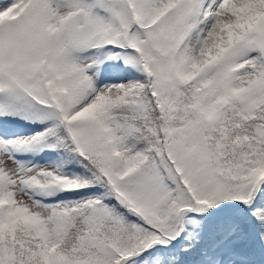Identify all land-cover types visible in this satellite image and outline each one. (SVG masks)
<instances>
[{"label":"snow or ice","instance_id":"1","mask_svg":"<svg viewBox=\"0 0 264 264\" xmlns=\"http://www.w3.org/2000/svg\"><path fill=\"white\" fill-rule=\"evenodd\" d=\"M0 264H264V0H0Z\"/></svg>","mask_w":264,"mask_h":264}]
</instances>
